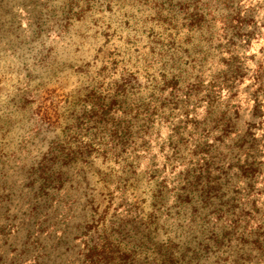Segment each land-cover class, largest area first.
<instances>
[{
  "label": "rangeland",
  "instance_id": "rangeland-1",
  "mask_svg": "<svg viewBox=\"0 0 264 264\" xmlns=\"http://www.w3.org/2000/svg\"><path fill=\"white\" fill-rule=\"evenodd\" d=\"M147 1L0 0V264H91L90 196L118 264H162L169 240L179 264H264V169L252 192L241 171L264 163V0Z\"/></svg>",
  "mask_w": 264,
  "mask_h": 264
},
{
  "label": "trees",
  "instance_id": "trees-1",
  "mask_svg": "<svg viewBox=\"0 0 264 264\" xmlns=\"http://www.w3.org/2000/svg\"><path fill=\"white\" fill-rule=\"evenodd\" d=\"M95 0H86L87 5L89 7L93 6ZM138 2H142L143 0H135ZM147 1V0H145ZM197 1H203V0H195V2ZM148 2V1H147ZM158 2V1H157ZM166 1L162 0L159 7H160V11L159 13H162L164 9H166L167 7L165 6ZM199 3V2H198ZM196 3V4H198ZM74 4V3H73ZM190 6V4H189ZM83 8L82 10L86 9V7H81ZM198 8V6H197ZM73 9V7H72ZM75 13V11H74ZM79 12L77 11L76 14H78ZM211 14V11H208V13H200L198 11H193V13L191 14V20L193 23V26H199V25H203L204 23L208 22V17ZM163 15V14H162ZM159 19H163L161 20L162 24L168 22L169 17L165 16V17H161ZM214 19L216 23H220L222 25V28L225 29L226 32L229 31V29L233 26V23L235 21L234 15L232 13H225L223 12V14L217 15L216 13L214 14ZM164 22V23H163ZM246 19L245 18H241V20L239 21V24H243L242 26H244V24L246 23ZM239 27V26H237ZM240 28V27H239ZM243 28V27H242ZM153 30L154 28H148V29H142V31L139 33V36H143L144 39L148 40V42H153V39H151L152 36H155V34H153ZM130 35V34H129ZM194 35V34H193ZM138 34L135 33L134 37H137ZM199 44V43H198ZM194 60V59H193ZM173 84V86H177L179 84V79L176 78L175 76L171 79V82ZM132 84V80L128 78L123 77V80L118 84L117 90L120 91H126L128 89V87H130V85ZM228 121V120H226ZM230 123V122H229ZM227 127L229 128V124H227ZM253 138V135H252ZM255 139H251V151H256L259 150L260 145L258 143H255ZM83 149V148H82ZM87 149H90L87 147ZM94 151H96L95 148H91L89 150V154L93 153ZM107 152H110V150H107ZM76 154L77 151L71 152ZM65 155H68V157L71 156V154L67 153ZM252 160H247L246 163L247 165H245V169L241 170L242 173H244L246 176H249L250 179V183H249V189L250 191H254L257 183L259 181V178L262 174V171L264 169V166L261 161H259L257 158L252 157ZM54 164V163H53ZM247 166V167H246ZM53 168V167H51ZM64 177V173L61 171L60 167H58V169H53L52 172H46V176L44 177L45 182L50 185L55 184L58 181H61ZM110 185V183H109ZM159 186V185H157ZM155 186V188L157 187ZM54 187V186H53ZM248 189V188H247ZM248 189V190H249ZM155 190V189H154ZM54 193V194H51ZM49 194H47V200H52L57 198L55 197V194L58 195V193L56 192H51ZM108 194L110 196H112V193L109 191ZM96 200L91 198L90 196V200H89V204H91L92 208L97 211L99 209V207L102 206V210H101V217L98 219H94L92 222H89L87 224H85L84 226H80L82 227L84 230L82 232V235L79 237H83V242L85 243V249H84V254L86 256V259L91 262V264H118L117 259L123 258V259H127L129 258V255L131 254V250L127 249L126 251H122L121 249V244L119 242H115L112 239V235H111V231H110V236L106 235L107 233V228L102 230L101 233L98 232V228L100 227V223H102V219L104 217V214L107 212V209H109L110 207V202L111 199L107 198V197H102V199L99 202H95ZM35 209L33 208L31 210V212H33V215H35ZM253 214V213H250ZM153 215V213H152ZM149 215V216H152ZM244 212L242 211H236V214H234V216H232V221H234L235 223H237V226H239V222L241 220V217H243ZM229 217V216H228ZM249 222L250 223H255L254 221V216L249 215ZM49 225H44L42 224V231H47L48 230ZM110 227V226H109ZM249 228V229H248ZM246 231H249V234H251L250 236H245L244 238L246 240H250V237H252V235L255 237L254 240L252 241V247L253 245H257L259 243H262V241L260 240V238H257V235L260 234V227H257L256 229L254 228H250L249 225L246 227V229L244 230V233H246ZM259 232V233H257ZM243 233V232H242ZM84 235V236H83ZM105 236V237H103ZM32 237V234H28V238ZM166 257L164 260L161 261L162 264H179L181 263V259L179 257L176 256V252H175V246L173 244V242L171 240H169L168 244H167V248L164 249ZM164 252H162L163 255ZM128 260H126L123 264H127Z\"/></svg>",
  "mask_w": 264,
  "mask_h": 264
}]
</instances>
